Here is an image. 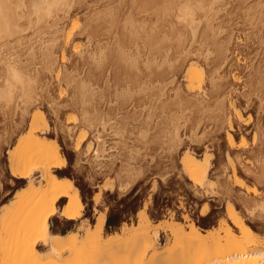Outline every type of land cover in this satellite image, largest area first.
I'll list each match as a JSON object with an SVG mask.
<instances>
[{
    "label": "rangeland",
    "instance_id": "374dc122",
    "mask_svg": "<svg viewBox=\"0 0 264 264\" xmlns=\"http://www.w3.org/2000/svg\"><path fill=\"white\" fill-rule=\"evenodd\" d=\"M78 1V5L75 4V7L71 9V15L69 14L70 16L67 15L63 17L60 13L61 18L63 17L66 19H59L61 24L65 23L61 25L58 20V27L57 25L55 27L57 32H61L60 30H63L62 34H58L59 38L56 37L58 38L57 49L55 50V54L52 55L55 56L51 58L50 63H54V66L50 64L53 67L49 66L51 70L44 67L45 64H42L41 57L38 56L39 54L37 50L39 47H37V45H40V43L36 40L40 39V37L37 34L33 35V30L31 29H28L29 31H25V33L22 34L24 35V39L21 37L18 39V42L16 40H10L11 43H9L11 45L5 44L0 47V87L2 88L5 83V76L7 75L6 73H8L6 72V69L10 65V62L11 64L13 62V65L10 66L14 67L16 66L15 62H17V64H19L16 66L17 68L20 67L21 69L22 67V70H28L31 72L34 70L32 74L39 76H37L39 83L38 89L39 91L40 89H43L44 91L41 93V96L44 94L42 97V99H44L41 100V103L38 104L40 102L39 101L36 106L32 105L29 107L27 111L29 114L26 112V114H23L25 115L23 117L21 116V110H18V107H14L16 103V106H19L18 101L15 103H13V101L6 103V101L4 102L0 99V205L2 206L3 204L10 203L12 200H15L16 198H14V193L26 184V181H19L10 176L8 171V155L6 152L13 147L15 148L17 141L20 138H23L22 135L25 136L27 134L28 124L33 114H39L42 112L47 122V126L45 128L46 136L57 141L60 151L65 156L67 162L64 168L54 169L53 172L59 176H65L73 181L74 185L80 191L81 199L84 204L82 218L79 221L69 222L58 214L51 217V231L64 234L70 231H76V228L85 224V222L86 224L92 225L100 212L106 215V219L109 213H111L113 217L121 216L122 218L119 226L115 229H106L104 226L103 233L107 235L113 232H122L123 238L125 239L124 242L126 244H124V246L119 250L115 251L113 255L114 257L111 259H106L101 262L98 261L100 264H110L114 261V264H148L151 259L165 261L164 264H194L197 259L196 256L214 254L215 248H218L216 245H219V243L222 245L221 251L225 253L228 252V247L226 248V246L223 245L225 239L224 233L215 235L212 239L214 241L209 240L208 243H206L208 245L204 246L205 248L202 246L203 250L199 255L196 254V251L198 250L194 249L192 251L191 248H188L189 245H186L187 242L184 241L175 245L172 254L165 253L167 252L165 249H167L170 245L172 246L169 242L168 235L165 232L160 233L157 241L153 243V247L143 249L141 242L137 241V238L132 236L135 230L134 228L139 220L138 212L142 210H144L151 221L150 232L153 231V228H155L157 224H163L166 222L178 223L185 230H188L187 225L189 223H193L198 227L201 233L206 235L209 234L208 230H215L214 232L220 231L223 225H229L233 232L238 234L237 230L227 219V211L229 209H233L236 211L238 216L242 218L244 223L255 233L257 244L260 243L264 246V179L260 175L263 170L260 169V164L258 162L259 158L260 163L262 161L261 157L264 155V145L260 147V144H258L259 141L256 145H254V141L252 139L253 132L256 129V126H254L256 123L255 121L258 123V120L260 125L257 123L256 125L259 126L258 131L260 130V133L257 134L259 139L262 137L264 138V101H260V104L258 99L252 95L256 92L254 88L257 89V87H259L258 85H260V87L264 85V69H262L264 68V0H214L215 3L211 2L213 0H203L205 6L207 3L205 9L207 7L209 8L210 5V8L212 9H208L209 13L213 10L212 13L207 14L208 16H205L204 19L207 17V20H209L208 18H210V23L214 27V30L219 31L222 41L225 39V42L228 41V47L231 49V52H229L230 57L228 55L227 61L221 69L222 77L221 79H218V82L225 92L232 91L233 93L230 95L228 93L226 95L228 100L225 99L223 102V111L225 110L224 113L231 120L232 130L229 129L230 127L226 122L224 124L222 119L219 122H214L213 120V122L205 121V125L201 124L196 131L195 137L193 134V136L189 135V131L186 133L183 132L184 134L180 133V146L173 148H170L167 144L165 134L162 131L160 132L161 128L156 130L157 133L155 131L150 134L151 136L149 135V141H147L148 144L144 146L139 135V118L137 117V114L133 113H137L136 110H138L137 106V109L135 108L137 100L136 102L132 101L133 103L131 102V106H129L130 102L123 105L122 108L119 109L120 111L117 109L119 106L116 107L117 104L113 105V101H115V98L113 97L115 96L116 91L119 88L121 89L125 87L129 83H127L126 80L129 76H133V79L130 78L131 80L128 81H131L133 87L135 86L132 81L135 79L134 76L137 75V70L135 71L136 68L133 69V67L130 68L128 61H131V55L133 59L137 58L134 52L136 51L135 42L137 41H135L136 37L131 34V31L129 30L130 28L127 29L128 26H125L126 30L123 29V27L124 24L128 25L131 17L133 20L135 19L140 22L141 13L138 12L142 7L141 5L143 2H141V0H138V2L137 0H135L136 2L134 0ZM156 1L158 2V11L163 10V8L162 10H160V8L161 6L164 7L163 3L166 1H169L166 3H170L167 5L172 7H170L172 10L168 11L170 14H166V12L164 13L162 11L166 14V16L168 15V17L164 15L165 18H163V15V17L161 16L162 12H158V17L156 5L153 7L154 9L156 8V15H154V17L152 16V20H155L156 16L160 18L158 20L156 19V21L158 22V29H161L160 31L163 29L162 34L164 33L165 35H168V30L169 34H185V30H183L181 27L182 25L180 24L182 21H180L178 8H180V6L186 1L190 0ZM162 1L164 2L162 3ZM209 2L213 4V7H211L212 4ZM139 7L140 9H138ZM136 9H138V11ZM155 10H153L154 13ZM200 14L201 15L197 16L200 18L202 17L201 19L204 21L203 13L200 12ZM128 16H131L130 19ZM96 17L99 20H97ZM125 17L128 18L129 22H126L127 18ZM93 19L96 20L94 21ZM135 20L134 22H136ZM79 24L85 28H89L88 26H90L89 29L84 28V31H86L87 34L89 33V37L92 35L90 39L87 37L86 32L85 34L84 32L83 34L82 32H78L79 28H81ZM164 29H166V32ZM71 32L77 33L78 36L75 35V38L71 42L72 44L70 42L66 43L64 40L65 35ZM31 36H36V40L35 37L33 38ZM88 39L91 41L89 45ZM61 41H64L65 45ZM96 41L97 44L102 42L101 45L103 46L110 44L108 45L110 49L108 52V59L104 62L105 64H102L101 66L95 65L92 59H89L93 51L96 49V43L94 44ZM0 42V44L3 43L2 41ZM36 42L38 43L36 44ZM105 42L107 44H104ZM70 44L73 47L75 46V49L73 48L74 50L71 46H69ZM19 45H21V47ZM24 45L26 47H24ZM116 45H119L121 48ZM29 46L30 49L35 48L33 50L38 56L37 57L35 55L37 60L32 58L30 54L31 50H28ZM61 47L64 48V51H62ZM77 47V51L79 50V52L76 51ZM87 47L89 48L87 49ZM115 47H118L117 49H120V51L116 50ZM74 51H76V53ZM26 53L31 57H29ZM88 53H90V56ZM61 57L63 59H61ZM39 60L41 62H38ZM244 63L246 65H243ZM199 64L200 65H197V67L200 66L198 70L201 68L202 63ZM95 66L98 68H95ZM185 66L187 67V64ZM42 67L45 71L43 69L41 70ZM257 69L260 74L257 73L255 75ZM35 72H39L40 74H35ZM50 72L52 74H50ZM127 72L128 74L130 73V75L126 74ZM261 73L263 74V77L259 78L260 75H262ZM237 77H239V79L241 78L240 82L238 80L236 82V79H238ZM55 78H57V80H55ZM67 78L69 83H67ZM223 78L226 79L223 80ZM251 78L253 80H251ZM106 79L110 84L106 83ZM261 79L263 82H261ZM70 80L73 82L72 84L70 83ZM256 80L259 81L258 83L260 84L256 83ZM80 81H87L89 86L92 85L93 89L96 88V91L99 89V91L103 93L104 102L97 101L98 103L93 102L92 105L94 106L96 104L98 109L102 108V111L105 112L109 110V118H112L111 120L113 121L112 126L110 125V127H108V129L101 134V138L105 142L102 141V145L104 146H102L99 150L100 152L97 154L98 157L96 155L98 159L95 157L94 151L96 149L94 132H91L87 128H83L81 126H75L76 128H74V131L72 130L73 132L71 131V133L68 132L67 129V126L72 127L74 124H78L80 116L79 111L71 105L70 99L72 98V95H74L73 92L75 85H78ZM64 82H66L67 85ZM179 82L183 86L185 85V80L180 78ZM255 83L257 86H255ZM246 84H250L254 87L250 88L252 91L254 90V93L251 94V92H248L250 91L248 90L250 85L246 87ZM223 85L225 86L223 87ZM234 87L236 88L235 90H233ZM260 87L258 89H261ZM247 92L249 94H246ZM262 92H264V90H262ZM48 93L49 96L46 97V94ZM239 93H241L240 95L242 96V93L249 96L250 100L248 101V97L244 98V96V99H242ZM135 99H137V97ZM246 99L249 103L245 102ZM229 100H231V102ZM105 101H109L110 104L107 105L108 103L106 104ZM228 102H230L229 105ZM232 102L235 105H233ZM134 103L135 105H133ZM258 103L261 106L258 105L257 107ZM230 104L240 112L242 116L240 123H238L239 121L235 116L233 117ZM245 106L248 108H244ZM54 110H58L56 112L58 116L55 114ZM246 116L251 118L249 119V117ZM122 117L124 119L126 117L127 119L124 120ZM245 118L247 119L244 120ZM121 119L123 120L121 121ZM241 121H246V123L243 122L246 127L243 126ZM222 123L224 125H222ZM202 126L204 128H202ZM219 126L221 129H219ZM205 128L206 130H204ZM114 131H117L118 134H116L118 136L115 135ZM226 132L235 136V145L231 149L226 140L228 135V133L226 135ZM158 133L161 134V136L158 135L159 137H156L155 135ZM261 133L262 135H260ZM199 134L202 135L201 137L199 136L201 140L197 137ZM82 135H85V141L81 140L83 138ZM185 136H188L189 138L191 136L200 141L197 143V140L195 141L193 138H190L189 140V138ZM242 136L244 141H247L246 143L243 142V146L247 148L241 146L242 144H240V142H242L240 139ZM191 139L193 141H191ZM78 141H82V144L78 149H76L75 145ZM89 143L93 149L88 147ZM238 143L240 145H238ZM185 153H189L198 159H202L203 157V159H210V181H208L207 186L201 187L195 185L183 172L180 159L183 156H186ZM261 154L263 155L260 156ZM131 156L133 158H131ZM258 176L259 178H262L257 179ZM35 178L37 180V175H35ZM237 178L243 182L244 187L240 188L236 186L235 180ZM126 181L130 182L127 183ZM125 184L128 185L126 186L127 188H123L125 187ZM96 194H98V197L94 200L93 197ZM64 202L65 201L63 199L60 200L58 202V207H62ZM114 221L117 222L118 218H114ZM215 242L218 244L215 245ZM187 248L190 249V251H188ZM199 248H201V246ZM249 248H253V246H249L246 250ZM67 255L69 256V254H66V256ZM98 262L90 264H99ZM204 262H207L206 264L211 263L210 261Z\"/></svg>",
    "mask_w": 264,
    "mask_h": 264
},
{
    "label": "bare ground",
    "instance_id": "6f19581e",
    "mask_svg": "<svg viewBox=\"0 0 264 264\" xmlns=\"http://www.w3.org/2000/svg\"><path fill=\"white\" fill-rule=\"evenodd\" d=\"M81 1L82 0H80V2ZM160 1L161 0H159V2ZM78 2V0H0V41L3 42L2 44H0V47L4 46L5 44H10V40H16L18 42V39L24 36L22 34L25 33V31H29L31 29L33 30V35L37 34L40 37V39L36 40L37 35L34 36L35 40L39 41L41 45H37V47H39V49L37 50L39 54L38 56L41 57L42 64H45L44 67L51 70L49 66H54V63H50L51 58L55 56L52 55L55 54V50L57 49V40L60 35L59 33L62 34L63 30H60L61 32H57V30H55V27L58 23L57 21L59 19H62L64 16L69 15L71 9L75 7L74 5ZM141 2H143L141 5L142 7L139 4L141 9L140 7L138 8L140 9L138 13H141L140 22L134 19L140 24L134 22L131 16H128L129 19L131 17V19L129 20L130 22L128 21V18L125 17L127 18L126 22L129 23L128 25L124 24L123 27V29H126V27L128 26L127 29L130 28L129 30L131 31V34L136 37L135 41H137L135 42L136 51H134L137 58H135L134 55L133 57L135 59H133L131 55V61L128 59V62L130 64L129 67H133V69L136 68L135 71L137 70V75H135L136 77L134 76V82L132 81L135 86L133 87L131 81H128L133 79V76H129L127 79L125 78L127 80V83L129 82L128 84L130 85L125 84V87L121 89L119 88L117 91L115 90L116 94L114 93L115 96L113 98H115V101H113V105L117 104L116 107L119 106L117 109L118 111H120L119 109H121L123 105L128 104L130 102L129 106H131V102H136L137 100L136 105L135 103L133 105H135V108L137 106L138 110H136V108L135 110L137 111V113H133L137 114V117L139 118V135L144 146L148 144L147 141H149V135L152 134V132H155L157 129L159 130V128H161L160 132L162 131L165 134L166 142L170 148L180 146V133H186L187 131H189L188 134L191 136L194 135L195 137L196 131L201 126V124H204L205 121L213 120L214 122H219L222 119L224 124L226 122L227 125L230 127L228 128L231 129V120L224 113L225 110L223 111V102L225 99H227L226 95L228 93L230 95L232 91L225 92V90L222 89V86L218 82V79H221L222 77L221 69L225 65L228 55L230 54L229 52H231V49H229L228 47V41L225 42V38V40L222 41L219 31L214 30V27L210 23V18H208L209 20H207V17L204 19L205 16H208L207 14H210L213 11L212 10L209 13L208 9L210 8V5L209 8H206L208 11L207 12L205 9L207 3L205 2V6L203 0L186 1L180 6V8H178L180 21H182L180 24L182 25L181 27L183 28V30H185V34H169V30L167 29L168 35H165L164 33L162 34L163 29L162 31H160L161 29H158L159 27L156 19H160L158 18V12L161 13L163 11L164 13L166 12V14H170L168 11L172 10V7L167 5L170 3H166L169 1L165 2L166 5L165 3H163L164 1H162L164 6H161L160 8V10H162L163 8L162 11H158V2L156 0H141ZM211 2L215 3L214 0ZM154 5H156L157 9H155L157 10L158 17L156 16L157 18L155 17V20H152L154 15H156V10L153 8ZM165 6H168L169 9ZM211 7H213V4L211 5ZM138 9L136 10L138 11ZM211 9L212 8H210V10ZM153 10H155V13ZM163 12L161 16H166V14H164ZM200 12L203 13V19L205 22L201 19L202 17L200 18L199 16H197L201 15ZM60 13L63 16L62 18L60 16ZM165 16L163 18H165ZM166 17H168V15ZM96 19L93 20L95 21ZM133 22L136 24L137 27ZM88 27L90 28V26ZM84 28L85 27L81 26L78 32H82V34L84 32L85 34L86 31L84 30L87 27L85 29ZM165 30L166 29H164V31ZM88 34L87 37H89ZM75 35H77V33L75 32L66 34L64 39L65 42L71 43L75 38ZM91 36L89 37V39L91 38ZM61 42L64 43V41ZM106 42L104 44H107ZM37 43L38 42H36V44ZM89 43H91L90 40L88 42V45ZM95 43L96 49L93 51L89 59H92L95 65L101 66L102 64H105L104 62L108 59V52L110 50L108 45L110 44L103 46L101 45L102 42L97 44L96 41L94 42V44ZM71 44L69 46H71L72 49H75V46L73 47ZM19 46L21 47V45ZM30 46L28 49L31 50L30 54L33 59L35 58V60H37L35 57L36 54L33 50L35 48L30 49ZM24 47L26 46L24 45ZM88 48L89 47H87V49ZM117 48L116 50H118ZM119 48L121 47L119 46ZM63 49L64 48H62V51H64ZM77 49L78 47L76 48V51ZM76 51L74 52L76 53ZM118 51H120V49ZM77 52H79V50ZM90 53H88L89 56ZM28 56L31 57L30 55ZM61 59L63 58L61 57ZM38 62L41 61L39 60ZM15 63L16 66L19 65L17 64V62ZM199 63H202L203 66L201 65V68L198 70L200 66L197 67V65H200ZM50 64H52L53 66ZM186 64L187 67L185 66ZM10 65H13V62L12 64L10 62ZM10 65L7 67V69L9 70L6 69V72L8 73L5 72L7 74L5 76L6 80H4L5 83L3 84V86L1 85L2 88L0 87V99H2L4 102L6 101V103L12 101L13 103H15L18 101L20 109L19 106H16L17 103L14 107H18V110H21V116L23 117L25 116L23 114H26L29 107H31L32 105L36 106L39 101L40 102L38 104L41 103V100L44 99H42L44 94L41 96V93L44 91L43 89H40V91L38 89V75L35 76L34 74H32L34 70L31 72L28 70H22V67L20 69V67L17 68L16 66L14 67ZM243 65L246 64L244 63ZM95 68L98 67L95 66ZM42 69L43 67L41 68V70ZM43 70L45 71V69ZM38 73L35 72V74ZM257 73L260 74L258 72V69L257 72H255V75ZM50 74L52 73L50 72ZM126 74H128V72ZM128 75H130V73ZM261 77H263V74L260 75L259 78ZM180 78L182 80H185L184 86L179 82ZM237 78L238 79H236V82L237 80L240 82L241 78ZM107 79L105 81H107ZM225 79L226 78H223V80ZM55 80H57V78H55ZM251 80L253 79L251 78ZM257 80L256 83L259 82ZM86 82L87 81H80L78 85H75L73 92L74 95H72L70 103L73 107L78 109L80 116L78 124L76 123L72 127L67 126V129L68 132L71 133L74 128L81 126L83 128H87L91 132H94L96 140H94L96 142V149L94 151L96 157V155L99 154L98 152H100L99 150L102 148V146H104L102 145V143L105 142L104 140H102L101 134L102 132H105L108 127H110V125L112 126L113 121L111 120L112 118H109V110L105 112L102 111V108H100V111V109L96 107V104L94 106L92 105L93 102H104V95L102 92L99 91V89L98 91H96V88L93 89L92 85L89 86L88 82ZM261 82H263L262 79ZM64 83L67 85V83H69V80L67 81V83ZM70 83L72 84L73 82L71 81ZM106 83L109 82L107 81ZM256 83L255 86H257ZM249 85L246 84V87H248ZM224 86L225 85H223V87ZM258 86L260 87V85ZM263 86L260 87L261 89H258L259 87H257L256 89L251 85L248 87V90H250L248 91L249 93L251 92L252 94L254 93V90L256 91L255 94L252 95H254L255 98L258 99L259 103L260 101H264L262 100L264 99V92H262V90H264ZM251 87L254 88L253 91L252 89H250ZM235 89L236 88L234 87L233 90ZM248 92L246 94H249ZM240 94L241 93H239V95ZM242 94L244 98L248 97V101L250 100L249 96L245 95L244 93ZM46 95V97H48L49 93ZM135 96L137 97V99H135ZM240 96L242 99H244L242 95ZM231 100L229 101L231 102ZM230 102H228V105ZM245 102L249 103L247 102V99ZM259 103L257 104V107L261 104ZM106 104L109 105V101L106 102ZM232 104L235 105L233 102ZM233 105L231 106L230 104L232 109V115L233 117L235 116L239 121L238 123H240V119L242 116ZM246 106L244 108H248ZM57 111L58 110L55 111L56 115ZM250 118L251 117H249V119ZM123 119H121V121ZM125 119L127 118L125 117ZM246 119L247 118H245L244 120ZM243 122L246 123V121ZM255 122L257 123V121ZM244 123L243 126L246 127ZM256 123L254 125L256 126V129L253 132L252 139L254 141V145H256V143L259 141L258 144H260L259 146L261 147L264 145V138L261 136L262 138L259 139L257 133H260V130L258 131L259 126H257ZM224 124L222 123V125ZM257 124L260 125L259 120ZM46 126V118L42 112H40L39 114H33L28 124L27 134L25 136L22 135V139L18 138L19 140L17 141V145L15 144V148L13 147L12 149L8 150V152H6L8 155V171L10 176L19 181H26V184L14 193V198H16L15 200H12L10 203L3 204L2 206L0 205V264H90L94 262L96 263L98 261H105L106 259H111L112 257H114V252L122 248L126 243L124 242L125 239L123 238L122 232H113L107 235L103 233L104 226L106 223V215L104 213L100 212V214L97 215L95 222L92 225L86 224V222L84 221L86 225L82 224L78 226V228H76V231H70L64 234L51 231V217L58 214L67 221H79L82 218L84 204L81 199L80 191L74 185L73 181L65 176L62 177L53 172L54 169L64 168L67 162L65 156L60 151V147L57 141L46 136ZM221 127L219 129H221ZM202 128L204 127L202 126ZM204 130H206V128ZM116 133L117 131L115 132V135L118 134ZM159 133L155 136H161V134ZM227 133L228 132H226V135ZM262 133L260 135H262ZM201 134L197 136L199 139L202 136ZM84 136L81 139L82 141L86 140H84ZM191 136L190 138H193ZM194 139L195 138H193V140ZM240 139L242 141L240 142V144H242L241 146H243V142L246 143L247 141H244L243 136ZM193 140L191 139V141ZM196 140L198 143L201 139H195V141ZM226 140L230 149L233 148L235 145V136L231 133H228ZM82 141H78L76 143V149L80 147ZM240 144L238 143V145ZM88 147L92 148L90 143ZM262 155L263 154H261L260 156ZM131 158L133 157L131 156ZM203 158L198 159L188 153L186 154V156H183L180 159V164L183 172L195 185L201 187L208 185V181H210L209 172L211 167L210 159L206 157V159ZM261 158V163L260 158L258 162L260 164V169L263 170L262 174L260 175L264 179V155ZM35 175H37V180L35 178ZM127 175L129 176L128 173ZM259 176L257 177V179L259 178ZM235 183L236 186L240 188L244 187L243 182L239 178L235 180ZM126 186L128 185L125 184V187L123 188H127ZM97 197L98 194L94 195L93 199L96 200ZM62 199L65 202L62 207L59 208L58 202ZM138 214L139 220L136 224V227L134 228L135 230L132 236L136 237L137 241L141 242V244L143 245V249L153 247V243L157 241L160 236V233L165 232L168 235L170 244H172V246L170 245L167 249H165V251H167H164L165 253L172 254L175 245L181 241H184L187 242V244H185L187 246L189 245L188 248H191L192 251L194 249L198 250L196 251V254L199 255L203 250L202 246L204 247L208 245L206 243H208L209 240H212L215 235H218L219 233H224L225 239L223 245H225L226 248L228 247V252H222V245L219 243V241V245H216L218 243L215 242V245L216 247L218 246V248H215L214 254L196 256L197 259L194 264H206L207 262L204 261H210L211 263L209 264H264V246L260 243L257 244L255 233L244 223L242 218L239 217L236 211H234L233 209H229L227 211V219L237 230L238 234L234 233L229 225H223V227H221V230L217 232H214L215 230H208L209 234L205 235L201 233L198 227L195 226L193 223H189L187 225L188 230H185L180 224L174 222L157 224L155 228H153V231L150 232L151 221L148 218V215L144 212V210L138 212ZM198 246H201V248H199ZM249 246H253V248H249L248 250H246V248H248ZM188 251H190V249H188ZM66 254H69V256H66ZM114 262L110 264H114ZM164 262L165 261L158 259H151L149 260L148 264H164Z\"/></svg>",
    "mask_w": 264,
    "mask_h": 264
},
{
    "label": "trees",
    "instance_id": "16d2710c",
    "mask_svg": "<svg viewBox=\"0 0 264 264\" xmlns=\"http://www.w3.org/2000/svg\"><path fill=\"white\" fill-rule=\"evenodd\" d=\"M114 218H118V221L117 222H115L114 221ZM122 220V218H121V216H115V217H113L112 215H111V213H109L108 214V217H107V219H106V223H105V228L106 229H111V228H117L118 226H119V223H120V221Z\"/></svg>",
    "mask_w": 264,
    "mask_h": 264
},
{
    "label": "crops",
    "instance_id": "0c3cea01",
    "mask_svg": "<svg viewBox=\"0 0 264 264\" xmlns=\"http://www.w3.org/2000/svg\"><path fill=\"white\" fill-rule=\"evenodd\" d=\"M67 221V220H66ZM69 222H73V221H69Z\"/></svg>",
    "mask_w": 264,
    "mask_h": 264
}]
</instances>
